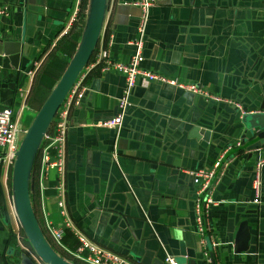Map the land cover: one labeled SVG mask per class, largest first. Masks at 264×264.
I'll use <instances>...</instances> for the list:
<instances>
[{"label":"crops","instance_id":"obj_1","mask_svg":"<svg viewBox=\"0 0 264 264\" xmlns=\"http://www.w3.org/2000/svg\"><path fill=\"white\" fill-rule=\"evenodd\" d=\"M138 1L106 0L90 60L103 50L114 61L130 60L138 39ZM89 2L83 23L69 36L74 52ZM75 3L0 0L9 11L0 15V37L21 41L18 70L0 56V107L12 108L23 129L62 75L49 58ZM142 57L144 69L195 83L220 100L139 76L117 130L102 122L117 114L124 77L113 69L93 68L88 89L70 114L64 198L72 227L63 229L64 242L72 246L79 234L139 264H166V254L179 264H193L182 249L196 252L195 264H264V166L261 203H252V171L264 158V143L250 132L244 138L238 119L264 101V0H152ZM200 130L210 131L209 141ZM219 157L207 192L216 203L209 209L200 203V227L188 171L212 169ZM12 170L0 164V264H21L22 250L10 244L11 232L16 236ZM56 181V172L43 170L38 156L29 177L31 205L47 241L57 248L47 232L48 225H63ZM242 221L248 223L249 250L235 253Z\"/></svg>","mask_w":264,"mask_h":264},{"label":"built area","instance_id":"obj_2","mask_svg":"<svg viewBox=\"0 0 264 264\" xmlns=\"http://www.w3.org/2000/svg\"><path fill=\"white\" fill-rule=\"evenodd\" d=\"M140 7L141 15L137 25L138 39L133 43L135 50L128 62L122 63L112 60L106 51H101L96 57L84 66L80 71L75 82L68 91L66 97L58 107L53 119L44 133L40 146L38 148V156L41 167L45 171L54 170L57 175V181L54 189L56 190L60 214L63 216V225L58 228L53 225L47 226V232L50 235L52 242L64 253L66 260L73 264H139L126 257H123L105 247H101L89 241L87 238L76 234L77 245L74 248L68 247L63 242V229L71 228V219L66 215L65 208V183L64 173L66 170V139L70 124V114L74 107L79 105L81 99L84 97L88 89L86 80L90 75V71L96 66H100L103 70L113 69L121 73L124 77V86L122 95L117 104V114L112 118L106 119L102 124L106 127L120 129L123 122V116L130 106V96L132 89L135 86L137 77L141 76L148 81H155L163 85L176 87L180 90L190 92L196 95H201L214 100H220L218 96H214L204 89H201L197 84L190 82H180L175 78L167 77L157 71H151L141 67L142 62V48L145 29L147 26L149 8L152 5V0H139L135 3ZM7 6H0V15H7ZM85 13H82V0H76L75 6L72 9L67 25L63 28L58 38L71 34L80 25V19ZM27 74L32 76V71ZM241 109L239 104H233ZM243 112V110L241 109ZM27 129H23L17 118L15 112L10 107H0V164L12 165L16 158V153L19 149L21 141ZM240 145V141L236 143ZM219 157L213 165L212 169H196L190 170L188 173L192 176L195 185L197 201L195 211L197 215V222L201 227L202 208L200 203L203 202V208L209 209L216 201L207 193L211 180L214 175V170L221 162ZM264 166V158L257 159L252 171V189L253 199L252 203L259 205L261 203V189H262V168ZM14 222L20 225V220L15 208V203H11ZM2 217L0 215V221ZM19 249L22 250L20 242H18V235H16ZM26 254V253H25ZM28 255V254H26ZM29 256V255H28ZM30 257V256H29ZM38 264H42L36 257H30ZM166 264H179L173 255L166 254L164 257Z\"/></svg>","mask_w":264,"mask_h":264},{"label":"water","instance_id":"obj_3","mask_svg":"<svg viewBox=\"0 0 264 264\" xmlns=\"http://www.w3.org/2000/svg\"><path fill=\"white\" fill-rule=\"evenodd\" d=\"M105 4L106 0H90L85 25L77 49L69 60L66 69L63 71L55 87L52 89L28 127L13 163L12 189L15 208L25 236L36 253V258L42 264L73 263L60 256L51 247L35 217L29 194V177L32 162L38 151L42 137L48 129L58 107L66 97L80 71L90 60L101 30ZM20 47L21 41L7 42L0 37V56L2 54L6 55L15 70H18L21 57ZM19 74L21 77L23 76V72H19ZM253 108H256V111L252 113L246 112L240 115V118L238 116V119L240 123L245 126L244 138L245 134L250 132L251 137L258 138L259 142L262 144L264 143V101ZM236 119L237 118H235V120ZM199 132L203 135L204 140L209 141L210 131L200 130ZM194 136L197 137L196 134ZM249 239L250 232L248 223L247 221H242L235 234L233 251L235 253H248ZM205 248L209 252L211 262L214 263V252L208 238L205 240ZM181 255L186 256L189 262L193 264L196 263L197 258L195 251L189 252L188 250L183 251L182 249ZM18 257L21 259V264H37L25 253L19 252Z\"/></svg>","mask_w":264,"mask_h":264},{"label":"trees","instance_id":"obj_4","mask_svg":"<svg viewBox=\"0 0 264 264\" xmlns=\"http://www.w3.org/2000/svg\"><path fill=\"white\" fill-rule=\"evenodd\" d=\"M87 6H88V0H82V13H85L86 9H87ZM80 24L83 23V18L80 19ZM81 31V30H80ZM69 36H70V33L68 35H65L63 37H61L59 39V41L56 42V44L54 45L53 48L56 47V53L54 55H52L50 58H49V64L51 67H53L54 69H57L58 72H59V77L60 75L63 73V71L66 69L67 65H68V60H64L63 57L64 56H68V58H71L73 53H74V50H75V45H71L70 44V39H69ZM89 78V77H88ZM88 78L86 80V83L88 81ZM38 158V151L36 152L35 156H34V159H33V162H32V167H31V170L33 169L34 167V163H35V160ZM31 173V171H30ZM29 194H30V191H29ZM15 234H13L11 232V235H10V244L13 245L14 247H18L17 245V240L15 238ZM49 241V240H48ZM64 242V240H63ZM49 243V242H48ZM66 244V242H64ZM50 244V243H49ZM51 247L60 255H64V253L59 249H57L53 244H50ZM68 247L70 245L66 244ZM77 245V243H74L72 246H70L71 248L75 247ZM32 248V247H31ZM63 258H66V256L64 255Z\"/></svg>","mask_w":264,"mask_h":264},{"label":"rangeland","instance_id":"obj_5","mask_svg":"<svg viewBox=\"0 0 264 264\" xmlns=\"http://www.w3.org/2000/svg\"><path fill=\"white\" fill-rule=\"evenodd\" d=\"M24 114H25V112H24ZM14 224H15L14 228L16 230L15 233H16V235H18V242H20V245L23 247L22 252L28 254L30 257H37L36 253L31 248V245H30L27 237L25 236V233L23 231L22 226H20L19 224L16 225L15 222H14Z\"/></svg>","mask_w":264,"mask_h":264}]
</instances>
